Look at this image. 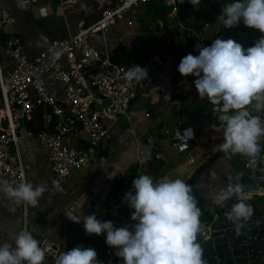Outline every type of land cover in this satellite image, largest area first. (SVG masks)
Listing matches in <instances>:
<instances>
[{
	"label": "crops",
	"instance_id": "crops-1",
	"mask_svg": "<svg viewBox=\"0 0 264 264\" xmlns=\"http://www.w3.org/2000/svg\"><path fill=\"white\" fill-rule=\"evenodd\" d=\"M116 1L80 0L75 6H59L57 0H40L37 4H30L27 0H0V7L15 18V24L4 31L19 36L24 53L32 58L51 40L68 38L78 22L92 24L102 10L113 6ZM224 1L218 0L206 9L197 10L189 21L179 27V36L185 38L181 47L175 43L167 25L169 20L177 17L179 9L171 13L165 8L167 13L160 17L156 10L159 1L137 7L131 18V26L126 19L121 20L103 37H90L91 47L101 58L107 56L119 60L127 70L140 66L147 70V77L137 82L136 98L128 107L127 118L110 126L93 164L58 184L51 179L44 148L29 132L26 126L28 121L23 122L19 129L23 139L20 148L27 166L28 183L34 187L43 185L46 189L36 206L28 205L31 215L27 219V231L42 235L58 248L70 242L93 248L97 259L104 264L105 250L110 248L105 243L104 234H86L83 219L75 223L65 213L72 211L81 217L95 214L98 220L104 221L98 211L99 204L106 201L114 189L127 186L133 178L134 169V177H138L142 162L153 158L163 161L156 177L146 174L154 183L179 178L187 184L201 165L211 162L190 185L200 209L199 220L211 221L236 201L235 196L222 205L213 200L216 193L236 183L238 175L234 163L236 155L218 150L224 140V126L220 121L216 123L214 116L218 113L214 109L220 105H213L206 98L198 96L194 86L196 77H183L177 71L183 56L198 54V44L208 46L216 38H231L247 48L259 39L261 33L258 34L256 29L242 30L241 24L225 29L217 22ZM198 21L203 24L196 26ZM206 21L211 22V26L205 30ZM0 56L6 61L2 51ZM45 82L55 99L63 103L59 86L50 76L45 78ZM185 110L199 115L195 122H189L194 128L195 141L186 152L177 154L170 147V139L178 124L182 123V112ZM249 111L253 115L256 112L252 105ZM43 130H47L46 124ZM263 138L259 141L262 149ZM78 145L84 147L85 144L79 141ZM109 175L115 176L109 178ZM251 195L252 199L246 203L257 208L259 194ZM83 198L85 202L81 208L79 205ZM20 230H23L21 204L0 194V243L9 242L11 235Z\"/></svg>",
	"mask_w": 264,
	"mask_h": 264
},
{
	"label": "clouds",
	"instance_id": "clouds-1",
	"mask_svg": "<svg viewBox=\"0 0 264 264\" xmlns=\"http://www.w3.org/2000/svg\"><path fill=\"white\" fill-rule=\"evenodd\" d=\"M189 2L197 6L200 0ZM217 22L223 28L242 23L259 30L261 36L247 48L231 38H216L208 46L198 44V54L183 56L177 71L183 77H196L194 86L198 96L220 105L214 109L224 126V140L218 150L245 157L246 166L255 168L258 162L264 163L259 143L264 137V123L249 111V106L256 112L264 110V0H229L222 7ZM146 77L147 70L140 66H132L124 73L129 83L141 82ZM239 180L237 175L236 183L229 184L213 197L219 205L236 197L237 202L227 216L230 221L246 220L253 212L246 203L252 195ZM131 189L122 199L133 210L131 225L116 227L110 220H98L95 214L81 217L69 211L65 215L75 223L83 219L88 235L104 234L106 245L115 250L122 264H203L202 250L196 242L201 213L191 187L179 178L154 183L150 176L138 175ZM45 190L43 185L34 187L21 182L13 187L0 181V194L15 203L33 207ZM84 202L85 198L79 207L82 208ZM44 260L45 252L38 239L27 230H20L11 235L9 242L0 243V264H44ZM55 264L101 262L95 249L77 246L61 253Z\"/></svg>",
	"mask_w": 264,
	"mask_h": 264
},
{
	"label": "built area",
	"instance_id": "built-area-1",
	"mask_svg": "<svg viewBox=\"0 0 264 264\" xmlns=\"http://www.w3.org/2000/svg\"><path fill=\"white\" fill-rule=\"evenodd\" d=\"M37 4L40 0H27ZM159 1L171 13L178 12V0H117L113 6L101 11L92 24L78 22L68 38L53 39L36 56L30 58L23 51L19 36L4 31L15 24L14 16L0 7V181L18 186L28 183L27 166L21 154L22 136L19 129L29 121L37 106L49 109L43 116L52 130H42L32 135L46 153L47 167L54 184L75 173L85 171L99 155L100 146L107 137L110 126L127 118L128 107L136 98L137 81L129 83L124 78L127 71L119 60L101 58L90 43L91 36H104L121 20L131 26L137 7ZM59 6H75L80 0H57ZM229 2L225 0L224 4ZM211 22L204 23L208 29ZM229 29V28H225ZM3 45V46H2ZM59 54V55H58ZM50 76L59 86L64 102H58L45 82ZM255 103V102H253ZM264 123V110L255 112ZM83 141L84 147L78 145ZM195 141L191 123H183L170 139V147L177 154L187 151ZM132 185L114 189L111 196L99 204V214L104 221L116 227L131 225V212L122 199ZM21 204L22 229L26 230L31 215L29 206ZM211 221H200L196 234L206 242L211 234ZM104 264H122L115 250H105Z\"/></svg>",
	"mask_w": 264,
	"mask_h": 264
},
{
	"label": "water",
	"instance_id": "water-1",
	"mask_svg": "<svg viewBox=\"0 0 264 264\" xmlns=\"http://www.w3.org/2000/svg\"><path fill=\"white\" fill-rule=\"evenodd\" d=\"M218 0H200L199 5L193 6L189 0H178L179 12L177 17L169 20L167 25L173 33L175 43L181 47L185 42L184 36H179L178 30L184 22L189 21L197 10L206 9L208 5ZM203 24L196 22V26ZM194 27V25H193ZM151 113L150 109H147ZM219 124L218 114L214 116ZM199 115L189 111L182 112V123L176 129H180L183 123L195 122ZM261 157H264V149L261 148ZM245 157L236 155L234 163L240 176L239 182L243 184L245 191L258 193L257 208H253L251 216L246 220L230 221L227 216L234 203L231 202L225 210L211 223V234L206 242L197 237L196 242L202 250L203 264H264V163H257L255 168L246 166ZM211 164V162H210ZM210 164L201 165L187 184L191 183ZM45 252L44 264H55L58 256L77 247V242L63 244L60 248L50 243L40 234L31 232Z\"/></svg>",
	"mask_w": 264,
	"mask_h": 264
},
{
	"label": "trees",
	"instance_id": "trees-1",
	"mask_svg": "<svg viewBox=\"0 0 264 264\" xmlns=\"http://www.w3.org/2000/svg\"><path fill=\"white\" fill-rule=\"evenodd\" d=\"M157 13L158 15H160V17L165 16V14L167 13V9H165L161 3H159L157 5ZM241 29L245 30L248 27L244 26L241 23ZM259 30H258V34H259ZM251 44V42H250ZM49 109L48 108H43L42 106H37L35 107L32 117L31 119L26 122V126L29 130V132H31L33 135L37 134L38 132L42 131L44 129V121H43V115L44 113H48ZM46 128L48 131L52 130V123H49L48 125H46ZM263 143H264V138H263ZM264 145V144H263ZM220 152V151H219ZM163 166V161L159 160V159H155L153 158L150 161H143L142 165H141V171H140V175H146L147 173H149L152 177H156L158 175L159 170L162 168ZM136 173V169H134L132 175L133 178L132 180L129 181V183L127 184V186L132 185V181L135 178L134 175Z\"/></svg>",
	"mask_w": 264,
	"mask_h": 264
}]
</instances>
